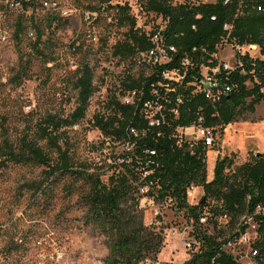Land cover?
<instances>
[{"label": "trees", "instance_id": "obj_1", "mask_svg": "<svg viewBox=\"0 0 264 264\" xmlns=\"http://www.w3.org/2000/svg\"><path fill=\"white\" fill-rule=\"evenodd\" d=\"M23 3L26 8L30 5V2ZM145 6L167 20L165 38L168 44L175 46L176 52L169 62L153 66L150 76L140 79L129 76L122 81L121 95L135 90L134 103L123 102L120 96L111 95L108 98L110 113L94 115V126L109 140L134 144L131 151L111 162L112 172L107 181L102 180L100 173L76 166L68 148L63 149L59 143L61 128L75 125L85 117L96 91L94 74L88 64L79 69L75 81L78 98L74 111L66 117L47 115L38 125L36 137L30 138L26 134L17 145L5 138L0 145V169L10 163L46 166L45 177L34 185L36 191L42 193L46 191V183L58 173H70L87 180L91 189L83 200L88 216L116 230L110 253L114 261L121 258L126 264H139L147 256H156L164 241L159 233L143 222L137 223L136 215L127 214L123 208L129 200L139 202L140 196L135 193L142 187L148 186L142 196L156 204L172 198V205L183 210L187 220L195 219L202 253L185 264H245L224 251L222 245L245 230L242 217L254 213L261 205L263 211L255 216L257 239L253 245L258 250L254 264H264V152H251L250 158L240 164L233 154H219L214 177L209 180L208 147L203 140L185 139L178 131L179 127L200 123L201 119L202 125L223 133L228 124L247 120L248 115L256 111V106L264 103V0H146ZM112 7L119 9V24L128 26L124 40L113 46V56L129 59L151 48L150 36L137 27L130 6ZM21 27L19 23L18 30ZM41 37L42 32H39L37 38L40 40ZM228 45L236 50V66L230 72L233 90L219 102L212 103L195 91L194 83L200 78L201 66L219 63L215 54ZM246 45L257 46L259 56L238 50ZM184 58L190 59L185 69ZM174 68H182L186 74L180 82L170 81L162 75L163 70ZM17 76L22 80L27 74L23 70ZM154 89L157 95L153 93ZM150 98H156L163 106L165 120L159 124L151 125L142 112L143 101ZM259 137L264 142V127L259 131ZM41 141H46L49 149L58 153L56 163H52V156ZM191 186H200L204 190V199L198 204L188 201ZM206 207L210 212L208 223L213 215L218 216L216 223L220 222V217L227 216V224L236 225L235 232L224 239L207 232L201 234L203 224L199 223V213ZM126 218L132 219L134 224L126 225Z\"/></svg>", "mask_w": 264, "mask_h": 264}, {"label": "rangeland", "instance_id": "obj_2", "mask_svg": "<svg viewBox=\"0 0 264 264\" xmlns=\"http://www.w3.org/2000/svg\"><path fill=\"white\" fill-rule=\"evenodd\" d=\"M23 1L30 2L28 8ZM54 1L57 8L45 7ZM177 2L178 0H173ZM212 2L215 0H204ZM146 0H0V25L9 39L0 44V145L8 138L15 145L24 135L36 137L38 125L49 114L66 117L77 106L78 89L75 81L79 69L88 64L94 74L96 91L90 99L86 115L77 124L61 128L59 140L68 148L74 164L89 172L102 174L107 181L112 172L111 162L127 152V144L109 140L94 126V115L110 113L108 98L123 96L122 81L129 76L140 79L150 76L153 66L138 55L129 59L113 56V46L124 40L128 26L118 22L119 9L112 5L127 4L137 27L149 32L157 28L159 17L146 9ZM22 27L18 30V25ZM18 31V32H17ZM42 32L40 40L37 38ZM244 52L259 56L258 48L243 46ZM235 49L228 45L218 52V58L235 63ZM26 69V71H25ZM26 72L22 80L18 73ZM264 127V103L247 120H238L223 133L216 132L215 144L208 149V160L218 155L233 154L236 162L240 153L250 158L251 152H264L259 131ZM188 140L200 139L195 128L183 130ZM50 152L52 163L58 153ZM46 166L10 163L0 169V264H126L114 261L110 253L112 237L117 233L109 225L93 221L88 216L84 196L90 183L70 173H58L46 183V191H36L34 185L45 177ZM142 187L135 193L138 203L123 204L127 214L136 215V222L154 232L165 227L182 226L187 216L169 202L156 204ZM204 190L197 187L188 195L191 204H198ZM212 215V214H211ZM201 225L202 232L227 238L236 230L225 222ZM125 224H134L125 219ZM145 254V253H144ZM143 254V255H144ZM150 253H146L148 255ZM160 257L165 264H180L187 256L177 238L163 241ZM240 262L247 264V258Z\"/></svg>", "mask_w": 264, "mask_h": 264}, {"label": "built area", "instance_id": "obj_3", "mask_svg": "<svg viewBox=\"0 0 264 264\" xmlns=\"http://www.w3.org/2000/svg\"><path fill=\"white\" fill-rule=\"evenodd\" d=\"M43 4L49 9L57 8V3L54 1H45ZM158 17L159 22L157 28L148 32L152 42V47L147 50L140 51L137 54L143 62H146L151 66L162 65L169 62L172 59L173 53L176 52L175 46L168 44L165 38L164 30L167 26V20L164 19L162 15ZM8 39L9 35L7 31H5L0 25V44L6 43ZM254 46L255 45H251L249 47ZM242 49L243 47L238 48L239 51L244 53ZM215 57L219 60V63L213 66L202 65L200 68V78L194 83L196 88L195 91L205 95V97L212 103L219 102L224 95L229 94L233 90V84L230 82V72L235 69L237 62L235 58L234 65H231L229 62L219 59L217 54H215ZM182 64L185 69L190 64V59L184 58ZM162 75L170 81L180 82L186 74L182 71V68H174L171 70H163ZM153 93L157 95V91L155 89L153 90ZM128 95H131L132 97L128 96L122 101L126 103H134L136 91L134 90L131 93L128 92ZM142 112L151 125L159 124L161 121L165 120L163 106L158 100H156V98L144 100ZM174 112L177 114L178 110L175 109ZM230 125H232V123L228 124L227 127ZM189 128L191 127H179L178 131L180 136H182L184 132L183 130ZM192 128H195L200 139L203 140L207 147L211 148L215 144V135L217 132L215 131V128L202 125L201 119L200 123L192 126ZM126 144L128 145L127 151H131L134 144ZM119 160L122 159L119 158ZM145 188V192H147L148 186H145ZM195 188L196 186H191L188 190V195L193 194ZM165 202L173 204V199L169 198ZM262 209V206L259 205L254 213L245 214L242 217V224L245 226V230L239 231V235H236L234 238H230L222 245V249L224 251L238 257L240 261L247 258L249 261L247 264H254L255 256L258 254V250L253 245L257 239V222L255 216L260 214L263 211ZM208 215H210V212L206 207L199 213V223L204 225L207 224ZM219 220L220 222L227 223L228 217L223 216L220 217ZM158 232L165 240L177 238L181 241L187 256L180 261V264H185V262L189 261L193 256L202 253L203 245L201 239L198 237V232L195 228V219L193 217H191L190 220H186L182 226L165 227L162 228V230H158ZM139 264L165 263L158 253L154 257L147 256L143 258Z\"/></svg>", "mask_w": 264, "mask_h": 264}, {"label": "crops", "instance_id": "obj_4", "mask_svg": "<svg viewBox=\"0 0 264 264\" xmlns=\"http://www.w3.org/2000/svg\"><path fill=\"white\" fill-rule=\"evenodd\" d=\"M212 2H214V1H212ZM218 56V55H217ZM220 59V58H219ZM210 152H211V150H209L208 151V154L210 155ZM218 152H220V151H216V150H214V153H217L216 154V156H214L213 155V159H211V164H210V159L208 160V179L209 180H211L213 177H214V168H215V164H216V159H217V157H218ZM239 159H241V161H239L238 163L240 164V163H243V162H245L246 160H247V158H246V155L244 154V152H241L240 153V156H239ZM197 187H200V186H197ZM196 187V188H197ZM196 188H195V190H196ZM202 188V187H201ZM203 189V188H202ZM195 190H194V192H195ZM193 192V193H194Z\"/></svg>", "mask_w": 264, "mask_h": 264}, {"label": "water", "instance_id": "obj_5", "mask_svg": "<svg viewBox=\"0 0 264 264\" xmlns=\"http://www.w3.org/2000/svg\"><path fill=\"white\" fill-rule=\"evenodd\" d=\"M260 152H258V154H259Z\"/></svg>", "mask_w": 264, "mask_h": 264}, {"label": "bare ground", "instance_id": "obj_6", "mask_svg": "<svg viewBox=\"0 0 264 264\" xmlns=\"http://www.w3.org/2000/svg\"><path fill=\"white\" fill-rule=\"evenodd\" d=\"M255 47V46H254Z\"/></svg>", "mask_w": 264, "mask_h": 264}]
</instances>
